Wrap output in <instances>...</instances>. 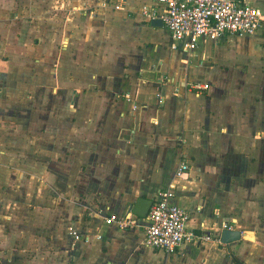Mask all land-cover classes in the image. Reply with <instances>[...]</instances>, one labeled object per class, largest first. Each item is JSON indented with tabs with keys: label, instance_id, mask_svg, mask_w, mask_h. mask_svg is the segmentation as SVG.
<instances>
[{
	"label": "crops",
	"instance_id": "1",
	"mask_svg": "<svg viewBox=\"0 0 264 264\" xmlns=\"http://www.w3.org/2000/svg\"><path fill=\"white\" fill-rule=\"evenodd\" d=\"M240 1L253 34L186 52L154 0H0V264H264V0ZM170 185L210 240L104 222Z\"/></svg>",
	"mask_w": 264,
	"mask_h": 264
},
{
	"label": "built area",
	"instance_id": "2",
	"mask_svg": "<svg viewBox=\"0 0 264 264\" xmlns=\"http://www.w3.org/2000/svg\"><path fill=\"white\" fill-rule=\"evenodd\" d=\"M118 6L115 5L116 8ZM142 15L149 20L161 19L169 34L170 48L186 52L194 50L200 39L217 40L225 34L251 35L259 28L263 19L260 8L240 0H154V6L144 7ZM203 87L207 88L208 84ZM188 170L187 162L181 161L174 178L185 180ZM175 189V185L161 189L145 218L128 211L123 215H106L103 220L106 223L114 222L122 230L145 220L146 246L168 253L187 239L197 237L200 240H210L209 234L196 236L192 231H187L189 214L184 207L174 202ZM223 228L227 226L224 225ZM70 234L74 241L90 239L89 235L80 233L77 229H72ZM101 237V234H96L97 239Z\"/></svg>",
	"mask_w": 264,
	"mask_h": 264
},
{
	"label": "water",
	"instance_id": "3",
	"mask_svg": "<svg viewBox=\"0 0 264 264\" xmlns=\"http://www.w3.org/2000/svg\"><path fill=\"white\" fill-rule=\"evenodd\" d=\"M151 25L153 26H161L162 21L159 18H153L151 19ZM153 202L152 198H146V197H138L135 199L133 203H131V211L133 214L145 218L147 216V213L149 211V208ZM240 237V231L234 230V229H227L224 228L221 231L220 240L223 243H230L233 241L238 240Z\"/></svg>",
	"mask_w": 264,
	"mask_h": 264
},
{
	"label": "trees",
	"instance_id": "4",
	"mask_svg": "<svg viewBox=\"0 0 264 264\" xmlns=\"http://www.w3.org/2000/svg\"><path fill=\"white\" fill-rule=\"evenodd\" d=\"M235 262H236V263H240V262H239L238 260H236V259H235Z\"/></svg>",
	"mask_w": 264,
	"mask_h": 264
}]
</instances>
